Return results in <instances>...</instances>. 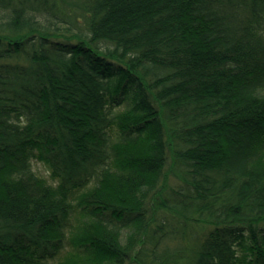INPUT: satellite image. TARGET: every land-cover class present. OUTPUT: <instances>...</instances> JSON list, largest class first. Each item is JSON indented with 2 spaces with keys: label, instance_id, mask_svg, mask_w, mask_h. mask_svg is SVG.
Here are the masks:
<instances>
[{
  "label": "trees",
  "instance_id": "16d2710c",
  "mask_svg": "<svg viewBox=\"0 0 264 264\" xmlns=\"http://www.w3.org/2000/svg\"><path fill=\"white\" fill-rule=\"evenodd\" d=\"M0 264H264V0H0Z\"/></svg>",
  "mask_w": 264,
  "mask_h": 264
},
{
  "label": "rangeland",
  "instance_id": "374dc122",
  "mask_svg": "<svg viewBox=\"0 0 264 264\" xmlns=\"http://www.w3.org/2000/svg\"><path fill=\"white\" fill-rule=\"evenodd\" d=\"M34 166H35V169L38 172H40L42 175L49 177L50 171L44 163L35 161Z\"/></svg>",
  "mask_w": 264,
  "mask_h": 264
}]
</instances>
